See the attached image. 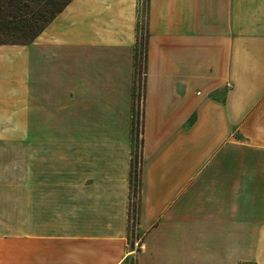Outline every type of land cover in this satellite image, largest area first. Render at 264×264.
<instances>
[{
	"label": "crops",
	"instance_id": "obj_1",
	"mask_svg": "<svg viewBox=\"0 0 264 264\" xmlns=\"http://www.w3.org/2000/svg\"><path fill=\"white\" fill-rule=\"evenodd\" d=\"M132 263L264 264V0H72L0 44V264Z\"/></svg>",
	"mask_w": 264,
	"mask_h": 264
},
{
	"label": "trees",
	"instance_id": "obj_2",
	"mask_svg": "<svg viewBox=\"0 0 264 264\" xmlns=\"http://www.w3.org/2000/svg\"><path fill=\"white\" fill-rule=\"evenodd\" d=\"M71 1L0 0V44H28L32 42ZM145 3H147V0H145ZM148 37V30L141 25L135 54V96L138 100V106L135 110L132 127L134 148L130 173V216L134 217L133 225L137 224L138 221L137 196L140 190L141 168L143 163V101L145 77L143 76V72L146 73Z\"/></svg>",
	"mask_w": 264,
	"mask_h": 264
},
{
	"label": "rangeland",
	"instance_id": "obj_3",
	"mask_svg": "<svg viewBox=\"0 0 264 264\" xmlns=\"http://www.w3.org/2000/svg\"><path fill=\"white\" fill-rule=\"evenodd\" d=\"M133 222H134V217L132 216V233H131V235L133 238V246H135V248H139L140 244H141V240H140L141 238H140L139 232L136 229V224L133 225Z\"/></svg>",
	"mask_w": 264,
	"mask_h": 264
},
{
	"label": "built area",
	"instance_id": "obj_4",
	"mask_svg": "<svg viewBox=\"0 0 264 264\" xmlns=\"http://www.w3.org/2000/svg\"><path fill=\"white\" fill-rule=\"evenodd\" d=\"M143 76H145V72H143ZM241 264H247V263H241Z\"/></svg>",
	"mask_w": 264,
	"mask_h": 264
}]
</instances>
